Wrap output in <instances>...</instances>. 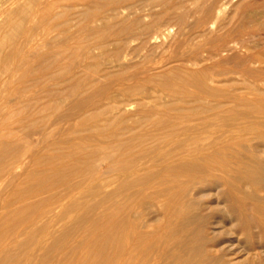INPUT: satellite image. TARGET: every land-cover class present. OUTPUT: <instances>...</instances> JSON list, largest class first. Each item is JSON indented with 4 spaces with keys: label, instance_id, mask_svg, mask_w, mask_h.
I'll list each match as a JSON object with an SVG mask.
<instances>
[{
    "label": "rangeland",
    "instance_id": "rangeland-1",
    "mask_svg": "<svg viewBox=\"0 0 264 264\" xmlns=\"http://www.w3.org/2000/svg\"><path fill=\"white\" fill-rule=\"evenodd\" d=\"M44 1L0 0V264H264V0Z\"/></svg>",
    "mask_w": 264,
    "mask_h": 264
},
{
    "label": "bare ground",
    "instance_id": "bare-ground-1",
    "mask_svg": "<svg viewBox=\"0 0 264 264\" xmlns=\"http://www.w3.org/2000/svg\"><path fill=\"white\" fill-rule=\"evenodd\" d=\"M33 1V0H32ZM35 1H37V0H35ZM29 3L28 4H30V1H28ZM47 1H44V0H40V2H36L37 4H36V8L35 7H33L35 10L32 12V9L33 8H31V12H32V14H31V16H30V18L33 16V14H35L36 12H39L40 11V9H42V7H44V3H46ZM27 3V2H26ZM35 3V2H34ZM17 4V3H16ZM21 5H23V1L21 2ZM27 5V4H26ZM24 6V7H20V9L17 11V12H15V13H17V14H21V15H24V13H27V11L29 12V10H28V6ZM47 5V4H46ZM30 7H31V4L29 5ZM35 6V5H34ZM50 6V5H49ZM48 6V7H49ZM27 8V9H26ZM45 9H47V8H45ZM50 9H52V8H50ZM49 9V11H51ZM49 11H47V13H49ZM35 12V13H34ZM44 12H45V10H44ZM46 13V12H45ZM27 15V14H26ZM10 16V15H9ZM28 16V15H27ZM27 16H26V18H27ZM37 16V15H36ZM28 18H29V16H28ZM27 18V19H28ZM25 19V18H24ZM35 19V18H34ZM7 23L9 24V25H11V23H12V19L11 18H9L8 19V21H7ZM2 28V27H1ZM8 28V27H7ZM16 28H18V26L16 27ZM16 30V29H15ZM18 31H16V32H13L14 34L15 33H17ZM31 32V31H30ZM30 32H28L29 34L28 35H30ZM7 33V32H6ZM4 34V35H2L1 33H0V116H2V103H4V101L6 102L7 100L6 99H8L7 97H6V95H4V92H6L7 91V89L6 88H11V86L13 85V83H14V79L13 78H10V77H7L8 75H10V76H15V74H16V72H18V71H20V67L19 66H17V68H14V69H12L11 67H9L8 66V64H7V62H8V59H9V57H14V58H22V54H23V50H22V46H20V45H18L17 44V41H16V37L14 36V35H10L9 33H7V34ZM32 33V32H31ZM16 35V34H15ZM28 35L26 36V37H28ZM24 36H25V33H24ZM17 37H18V35H17ZM31 37V36H30ZM26 39V38H25ZM30 39V38H29ZM27 40V39H26ZM32 41V40H31ZM30 41V42H31ZM27 42V44H28V41H26ZM6 45H10L11 46V52H10V54H5L4 53V48H5V46ZM24 57V56H23ZM12 59V58H11ZM12 61V60H11ZM11 61H9V62H11ZM16 64V63H15ZM17 65V64H16ZM9 78V79H8ZM5 89H6V91H5ZM9 90V89H8ZM12 92V91H11ZM8 95V94H7ZM9 96V95H8ZM10 98V97H9ZM8 102H9V100H8ZM5 124V123H4ZM0 134H1V132H0Z\"/></svg>",
    "mask_w": 264,
    "mask_h": 264
}]
</instances>
